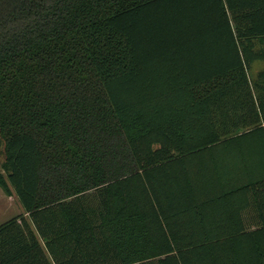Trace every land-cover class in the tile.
Wrapping results in <instances>:
<instances>
[{
    "label": "trees",
    "instance_id": "obj_1",
    "mask_svg": "<svg viewBox=\"0 0 264 264\" xmlns=\"http://www.w3.org/2000/svg\"><path fill=\"white\" fill-rule=\"evenodd\" d=\"M264 0H0V264H264Z\"/></svg>",
    "mask_w": 264,
    "mask_h": 264
},
{
    "label": "rangeland",
    "instance_id": "obj_2",
    "mask_svg": "<svg viewBox=\"0 0 264 264\" xmlns=\"http://www.w3.org/2000/svg\"><path fill=\"white\" fill-rule=\"evenodd\" d=\"M261 70H264V64L262 62H255L252 64L249 71L250 78L254 79ZM3 159V150L0 146V167ZM21 214H23V210L15 195L12 194L10 197L5 196L0 189V225Z\"/></svg>",
    "mask_w": 264,
    "mask_h": 264
}]
</instances>
